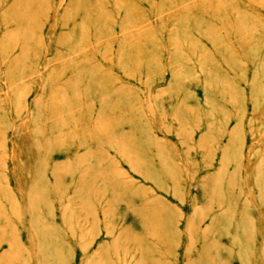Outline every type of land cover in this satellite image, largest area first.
<instances>
[{"label": "rangeland", "instance_id": "obj_1", "mask_svg": "<svg viewBox=\"0 0 264 264\" xmlns=\"http://www.w3.org/2000/svg\"><path fill=\"white\" fill-rule=\"evenodd\" d=\"M0 264H264V0H0Z\"/></svg>", "mask_w": 264, "mask_h": 264}]
</instances>
